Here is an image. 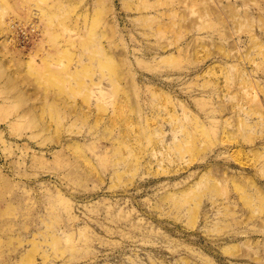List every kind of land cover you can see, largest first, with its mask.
Here are the masks:
<instances>
[{
	"label": "rangeland",
	"instance_id": "obj_1",
	"mask_svg": "<svg viewBox=\"0 0 264 264\" xmlns=\"http://www.w3.org/2000/svg\"><path fill=\"white\" fill-rule=\"evenodd\" d=\"M0 264H264V0H0Z\"/></svg>",
	"mask_w": 264,
	"mask_h": 264
}]
</instances>
